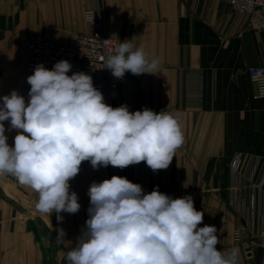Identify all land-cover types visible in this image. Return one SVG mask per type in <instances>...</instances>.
Listing matches in <instances>:
<instances>
[{
	"label": "crops",
	"instance_id": "obj_1",
	"mask_svg": "<svg viewBox=\"0 0 264 264\" xmlns=\"http://www.w3.org/2000/svg\"><path fill=\"white\" fill-rule=\"evenodd\" d=\"M97 10L103 32L143 47L158 71L135 75L121 83L113 108L126 104L130 112L145 107L156 113H179L183 144L166 170L153 172L146 162L123 168L119 177L155 188L172 198L191 195L204 213L205 225L215 226L221 251L238 252V264H264V249L249 241L257 234L254 211L248 214V192L233 195L230 159L245 157L243 174L253 158L264 163V97H256L249 70L264 66V30L251 28L249 15L223 0H0V98L16 90L28 101L25 41L31 34L65 43L72 33L91 32L83 19ZM2 103V99H0ZM7 143L14 147L18 130L4 121ZM111 179L107 167L80 168L69 181L79 197L76 214H41L38 194L9 174H0V264H45L37 239L39 220L59 228H83L88 217L93 182ZM251 185L243 180V185ZM11 200L12 202H10ZM242 243L233 244L235 229ZM248 243V244H247Z\"/></svg>",
	"mask_w": 264,
	"mask_h": 264
},
{
	"label": "clouds",
	"instance_id": "obj_2",
	"mask_svg": "<svg viewBox=\"0 0 264 264\" xmlns=\"http://www.w3.org/2000/svg\"><path fill=\"white\" fill-rule=\"evenodd\" d=\"M110 40L103 43L108 44ZM105 67L113 77L154 74L159 59H149L143 47L128 40L111 47ZM61 60L49 70L41 63L27 77L28 101L16 90L0 103V174L38 194L41 214H76L81 205L69 181L83 161L93 169L146 162L153 172L166 170L183 144L179 113H159L145 107L130 112L126 104L113 108L94 87L92 76L73 72ZM4 121L18 130L14 147L7 143ZM88 219L65 253L69 264H238V252L217 250L215 226L205 225L193 197L159 191L145 194L141 185L113 176L93 182ZM59 229L57 244L71 243Z\"/></svg>",
	"mask_w": 264,
	"mask_h": 264
},
{
	"label": "built area",
	"instance_id": "obj_3",
	"mask_svg": "<svg viewBox=\"0 0 264 264\" xmlns=\"http://www.w3.org/2000/svg\"><path fill=\"white\" fill-rule=\"evenodd\" d=\"M229 3L234 10L245 12L249 15L251 28L264 30V0H223ZM85 23L91 32L72 33L65 43L54 42L41 34L31 35L25 44V66L27 77L34 74L35 67L43 64L51 70L54 64L67 60L72 64L68 73L84 72L93 79V85L104 96V102L112 107L117 97L119 87L126 79L113 77L110 70L105 67V58L109 55V49L118 42L115 38L106 35L102 29V21L97 10L87 9L84 12ZM110 40L108 44L103 43ZM250 80L256 86V97H264V66H258L249 70ZM90 161H83L80 167H84ZM245 157L234 152L230 159L231 186L233 195L243 191L248 192V214L254 211L256 216L257 234L249 241V246L256 245L264 249V163L259 157L253 158L249 170L243 174ZM122 169L112 165L107 166L109 176H119ZM243 180L251 185H243ZM242 231L237 228L233 232V244L242 243ZM217 250H223L216 245ZM231 252V251H226Z\"/></svg>",
	"mask_w": 264,
	"mask_h": 264
},
{
	"label": "rangeland",
	"instance_id": "obj_4",
	"mask_svg": "<svg viewBox=\"0 0 264 264\" xmlns=\"http://www.w3.org/2000/svg\"><path fill=\"white\" fill-rule=\"evenodd\" d=\"M87 9H89V8H86L85 10H87ZM85 10L83 11V19H84ZM37 34H39V33L31 34V35H37ZM31 35H29V36H31ZM41 35H43V34H41ZM27 38H26V40H27ZM25 44H26V41H25ZM26 76H27V74H26ZM1 192L2 191L0 189V195L4 199H6L5 198L6 195L4 196L3 194H1ZM6 200H8V199H6ZM9 201L12 202L11 200H9ZM34 229L37 233V239L41 243V245L43 246L44 251H45V264H69V262L66 259L65 253L68 250H70V248L72 246L75 245L76 238L81 234L82 228H77V227L76 228H71V227L59 228V229H63L64 232L66 233L65 240L71 242V243L59 244V245L56 242L57 230L55 227L47 226V225H45L44 221L39 220L38 224L35 226Z\"/></svg>",
	"mask_w": 264,
	"mask_h": 264
},
{
	"label": "water",
	"instance_id": "obj_5",
	"mask_svg": "<svg viewBox=\"0 0 264 264\" xmlns=\"http://www.w3.org/2000/svg\"><path fill=\"white\" fill-rule=\"evenodd\" d=\"M141 75H135L136 79L137 80H140ZM124 77H126V78H132L133 77V74H131L130 72H126L125 75H124Z\"/></svg>",
	"mask_w": 264,
	"mask_h": 264
}]
</instances>
